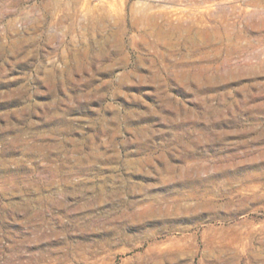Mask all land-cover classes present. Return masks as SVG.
<instances>
[{
	"label": "rangeland",
	"instance_id": "rangeland-1",
	"mask_svg": "<svg viewBox=\"0 0 264 264\" xmlns=\"http://www.w3.org/2000/svg\"><path fill=\"white\" fill-rule=\"evenodd\" d=\"M0 264H264V0H0Z\"/></svg>",
	"mask_w": 264,
	"mask_h": 264
}]
</instances>
